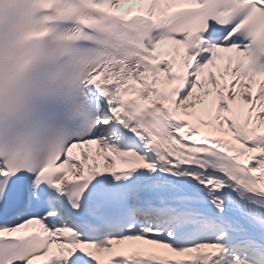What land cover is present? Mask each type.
I'll return each mask as SVG.
<instances>
[{
	"label": "snow or ice",
	"instance_id": "6c2138e0",
	"mask_svg": "<svg viewBox=\"0 0 264 264\" xmlns=\"http://www.w3.org/2000/svg\"><path fill=\"white\" fill-rule=\"evenodd\" d=\"M0 264H264V0H0Z\"/></svg>",
	"mask_w": 264,
	"mask_h": 264
}]
</instances>
